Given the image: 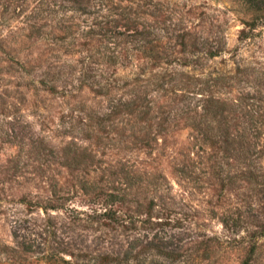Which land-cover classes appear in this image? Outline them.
<instances>
[{"label":"trees","instance_id":"obj_1","mask_svg":"<svg viewBox=\"0 0 264 264\" xmlns=\"http://www.w3.org/2000/svg\"><path fill=\"white\" fill-rule=\"evenodd\" d=\"M30 2L35 5L30 7ZM245 2L253 10L252 20L246 24L256 28L259 13L264 11V0ZM85 9L83 0H0V49L8 42L3 29H11L13 18L21 17L16 26L17 41L44 42L48 52L60 44L68 55H80L78 70L71 64L72 59L66 61V66H73L70 73L56 69L65 68L59 63L49 62L40 78L28 83L29 88L60 98H72L75 92L68 79L78 71L80 90L85 86L93 88L95 83L100 87L97 90L100 96H109L105 108L80 116L75 120L78 121L76 125L68 126V133L66 129L63 131L67 134L61 140H58L61 134H46L43 128L27 133L26 128L33 124L22 122L20 118L8 121L10 127L4 132L9 139L6 142H11L18 151L6 161L13 162L15 173H33L34 177L30 178L33 181L29 182L35 184L38 191L19 198L18 202L35 215H12V240L0 243V254L13 264H26L32 256H37L40 264H150V261L153 264H186L189 258L193 259V237L182 226L188 216L179 215L171 208V202H166L173 196L164 193L169 190V186L164 187L165 176L125 157L112 160L113 155L123 150L152 151L156 148L154 142L158 143L160 138L165 141L189 127L182 122L187 120L207 147L201 152L214 162L211 176L219 178L223 184L233 182L239 175L243 179L257 180L260 174L250 167L253 161L264 156L259 141L264 133L261 104L264 103V95H261L264 84L256 83L255 67L249 64L239 65L230 73L204 70L194 74L202 69L199 68L193 72V90L190 91L186 82L180 88L165 78L151 82L144 78L143 66L140 68V64H136L135 68L141 71L125 78L121 85L119 78H113L107 68L118 72L119 67H126L133 59H151L155 65L167 59L166 63L172 65L170 55L173 51L169 49L181 46L183 53L188 45V34L177 36L174 43L171 36H167L168 40L158 35L151 37V30L133 18V27L138 28L129 40L118 38L121 34H107L114 29L113 20L96 21L79 37L72 31L76 23H70L66 15L69 11L83 14ZM53 15L59 16V28L70 30L71 35L50 37L47 34L45 28ZM97 25L104 32L96 30ZM9 32L14 33L13 30ZM247 38H250L249 33L242 30L240 39ZM218 41L215 46L208 38L193 36V49L189 50L191 58L186 57L185 61H192L193 67H203L205 61L224 51L222 39ZM128 43L132 45L130 48ZM95 65H100V73L96 72ZM25 67L23 65L22 76H31L33 69ZM241 74L248 77L252 89L238 91L237 97L232 99L219 94L237 80L241 82L242 76L238 78ZM120 87L128 92L120 97L110 96L112 90ZM180 90L193 93V99L197 98L190 104L192 108L182 109V115L167 101L170 94L177 95ZM152 91L159 94L154 99L149 97ZM68 116L72 118L73 114ZM75 126L80 128L81 136L73 133ZM22 156L30 162H22ZM223 165L242 168L233 172ZM28 167L32 170L28 171ZM75 200H79V206ZM186 239L192 241L191 245L183 243ZM195 247L197 255L209 258L211 243L199 241Z\"/></svg>","mask_w":264,"mask_h":264},{"label":"rangeland","instance_id":"obj_2","mask_svg":"<svg viewBox=\"0 0 264 264\" xmlns=\"http://www.w3.org/2000/svg\"><path fill=\"white\" fill-rule=\"evenodd\" d=\"M30 3V7L35 5ZM83 5L86 7L83 14L69 11L66 15L70 23H76L72 31L79 37L96 21L113 20L111 26L114 29L107 34L111 36L121 34L118 38L129 40L130 35L138 28L133 27V18L151 30V37L158 35L168 40L167 36H171L174 43L178 40L177 36L188 34V45L183 53L180 52L183 50L181 46L169 49L171 53L173 51L170 55L172 65L166 63L167 59L164 62L158 61L156 65L151 59H133L132 62H127L126 67H119L118 72H114L113 68H107L106 71L113 78L115 76L119 78L121 85L125 78L141 71L135 68L136 64H140V68L143 66L144 78L150 79L151 82H155L156 78H165L177 84V88L186 82L185 86L190 91L193 90V72L199 68L202 69L194 74L204 70L230 73L235 72L239 65L249 64L255 67L256 83L260 81L261 85L264 84V11L259 13L256 28L249 27L246 22L252 20L253 10L245 0H83ZM134 11L140 13L135 14ZM17 18H13L11 29H3V36L7 37L8 42L0 49V243L12 240V215L17 217L35 215L18 201L25 193L38 191L34 187L35 184L29 182L33 181L30 179L34 177L33 173L26 171L15 173L13 162L6 161L18 151L11 142H6L7 136L4 132L10 127L8 121L11 118H20L22 122L33 124V127L26 128L27 133L38 132L43 128L46 134L50 132L53 135L61 134V138L58 137V140H61L64 134L69 132V125L78 123L75 120L88 112L95 113V110L105 108L109 97L100 96L97 92L100 87L95 83L93 88L85 86L80 90V82L76 75L78 71L68 79L70 88L75 92L72 98H60L29 88L28 83L31 80H38L49 62L59 63L65 68L56 69H64L70 73L73 66H66V61L72 59L71 64L73 63L78 70L77 58L80 55L71 53L68 55L65 48L59 47L60 44L48 52L44 42L27 39L17 41L16 26L21 17ZM50 18L52 19L48 20L49 26L45 28L50 37L71 35L70 30L60 29L57 25L59 16L53 15ZM95 29L104 32L98 25ZM9 30H13L14 33ZM242 30L249 33L250 38L241 40ZM193 36L208 38L215 46L219 43L216 40L222 39L224 51L216 58L205 61L204 66L202 65L204 68L200 67L201 65L193 67L192 61H185L186 57L191 58L189 50L193 49ZM131 46L127 44L128 48ZM23 65H26L27 70L33 69L31 76H22ZM95 67L96 72L100 73V65ZM239 77L242 79L241 82L237 80L233 86L225 87L219 94L232 99L237 97L238 91L247 92L251 86L253 87L252 83H248V77L242 74ZM35 85H38L37 81ZM127 92L128 90L120 87L112 90L110 96L120 97ZM156 95L159 94L152 91L149 97L154 99ZM261 95H264V90ZM168 98L167 101L179 114L187 106L192 108L193 105L190 104L197 99H193V93H182V90L177 95L170 94ZM249 102L252 103V99H249ZM261 104L264 111V103ZM68 114H73L72 118ZM43 120L44 124L41 125ZM182 122L189 127L177 131L165 141L160 138L158 143L154 142L156 148L152 151L123 150L121 154L113 155V159L108 158L116 160L125 157L137 165L142 163L147 170L161 172L165 176L164 187L169 186V190L164 193L166 196H173V199H167L166 202H171V208L179 212V215L188 216L182 226L183 230L193 237V259L189 258L186 264H264V156L253 161V166L250 167L260 174L257 180L243 179L237 174L239 177L233 182L223 184L222 180L210 174L214 162L207 160L208 156L201 152L207 148L202 144V140L200 141L201 136L190 127L187 120ZM65 129L67 133L63 132ZM79 129L76 127L73 133L81 136ZM259 141L261 150H264V133ZM21 161L29 160L22 156ZM223 166L227 170L232 168L233 172H239L242 168L237 165ZM28 168V171L32 170ZM74 202L79 206V200ZM199 241L211 243L209 258L197 255L195 245ZM191 242L186 239L183 243L189 246ZM0 264L13 263L7 256L0 254ZM26 264H40V260L37 256H32ZM150 264L153 263L150 261Z\"/></svg>","mask_w":264,"mask_h":264}]
</instances>
